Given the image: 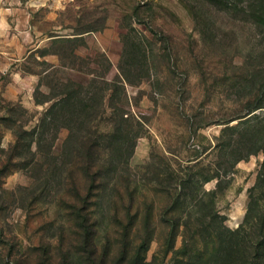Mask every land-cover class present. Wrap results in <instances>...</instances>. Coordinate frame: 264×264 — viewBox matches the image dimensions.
Listing matches in <instances>:
<instances>
[{
  "label": "rangeland",
  "instance_id": "obj_1",
  "mask_svg": "<svg viewBox=\"0 0 264 264\" xmlns=\"http://www.w3.org/2000/svg\"><path fill=\"white\" fill-rule=\"evenodd\" d=\"M259 9V0H0V264H60L70 236L66 224L60 227L66 214L44 171L29 153H10L15 132L32 130L51 103L36 102V92L48 99L69 77L88 85L93 73L112 79L118 65L133 62V75L145 76L127 84L124 102L144 124L128 160L132 213L140 210L129 237L148 212L146 264H264V184L251 189L264 154L230 168L221 151L232 132L223 133L225 126L264 114V36L250 14ZM256 104L261 107L247 111ZM132 123L134 134L139 126ZM98 130L106 138L113 124L102 119ZM196 161L202 173H219L220 188L218 178L203 182L214 195L179 196L180 210H171L177 178L166 184L169 196L160 173L182 176ZM109 193L96 208L105 209L96 237L99 250L108 237V255L118 256L121 228L111 223ZM240 226L244 240L227 231ZM243 241L246 251L239 249ZM137 242L126 246L129 258ZM75 251L70 263L82 264Z\"/></svg>",
  "mask_w": 264,
  "mask_h": 264
},
{
  "label": "trees",
  "instance_id": "obj_2",
  "mask_svg": "<svg viewBox=\"0 0 264 264\" xmlns=\"http://www.w3.org/2000/svg\"><path fill=\"white\" fill-rule=\"evenodd\" d=\"M259 7V13L250 14L255 17L254 22L260 26L264 36V0H259ZM105 60L107 69H110L109 59ZM136 64L133 62L129 66L118 65L117 73L112 79L93 73L88 85L84 84L83 79L69 77L48 99H40L38 94L42 92L37 91L36 102L51 100L49 107L32 130L23 131V134L30 135V139L26 140L23 134L15 132L16 140L14 146H10L12 147L10 153L16 158L19 156L21 158L26 153L31 155L34 165L44 171L45 185L55 187L53 198H58L57 205L65 211L66 223H61L60 227L63 228L66 224L70 236L66 240V249L60 264H71L69 259L71 252L75 250L74 254L77 259H81L82 264H146L143 251L148 248L152 239L148 212L144 213L142 220L140 219L143 228L136 226L133 238L129 237L140 210L137 208L132 213L134 199L133 190L130 189L132 177L128 160L133 152L134 139L138 137L144 122L142 119H136L124 101L127 100V84H136L145 76L142 73L138 76L136 73V76L133 75ZM109 90L111 91L107 95ZM259 107L260 104L249 106L247 111L252 112ZM108 108L111 111L106 116ZM106 118L112 122L113 132L103 138V135L99 134L98 125ZM133 121L139 126L137 133L134 134ZM63 130L64 138L57 147L56 140ZM228 130L232 132L228 140L222 144L221 151L231 160L230 168L238 160L252 153L262 151L264 154V114L248 115L235 125L225 126L222 132L227 133ZM234 132L237 135L236 139L232 135ZM130 140H132L131 144ZM19 145H22L23 152L16 151ZM33 145L34 149H32ZM237 147H242L243 151L235 155ZM18 160L15 163L21 164L23 159ZM184 169L187 172L182 176L173 169L160 173L165 177L164 186H166L161 190L169 196L171 189L166 184L177 178L176 186L180 191L176 189L178 196L175 197L174 203L170 204L171 210H180L179 196L186 200L214 195L215 191L202 189L203 182L218 178L217 188L221 185L219 173L217 171L202 173L205 169L201 168L199 161L187 164ZM261 184H264V159L256 183L251 189ZM107 190L112 192L106 199V207L112 210L111 223L121 228L119 233L122 236L119 240L121 249L118 256L108 255V237H105L106 245L102 244L100 250L97 244V229L100 224L102 225L97 215L103 214L105 209L97 212L96 208L100 207L99 200ZM114 193L116 198L111 199ZM184 225H187V221H184ZM227 231L234 238L245 239L243 226ZM64 239L62 235V243ZM134 240L138 242L134 254L129 258L126 246L129 242L134 243ZM246 246L248 245L244 243L239 249L246 251Z\"/></svg>",
  "mask_w": 264,
  "mask_h": 264
},
{
  "label": "bare ground",
  "instance_id": "obj_3",
  "mask_svg": "<svg viewBox=\"0 0 264 264\" xmlns=\"http://www.w3.org/2000/svg\"><path fill=\"white\" fill-rule=\"evenodd\" d=\"M39 0H32L33 3L38 2Z\"/></svg>",
  "mask_w": 264,
  "mask_h": 264
}]
</instances>
